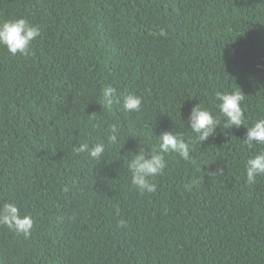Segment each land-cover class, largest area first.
I'll return each mask as SVG.
<instances>
[{"label":"trees","instance_id":"16d2710c","mask_svg":"<svg viewBox=\"0 0 264 264\" xmlns=\"http://www.w3.org/2000/svg\"><path fill=\"white\" fill-rule=\"evenodd\" d=\"M15 18L41 36L28 56L0 47V204L34 227L0 226V264H264V177L249 186L245 172L264 145L247 149L216 100L240 89L245 127L264 118V0H0V21ZM108 87L141 96V111L102 107ZM199 103L221 120L204 143L187 125ZM111 124L120 143L102 161L74 151ZM165 130L193 162L166 154L142 194L129 152Z\"/></svg>","mask_w":264,"mask_h":264},{"label":"clouds","instance_id":"9594fccd","mask_svg":"<svg viewBox=\"0 0 264 264\" xmlns=\"http://www.w3.org/2000/svg\"><path fill=\"white\" fill-rule=\"evenodd\" d=\"M41 36V28L30 23L26 18H15L0 21V47L7 50L12 56L17 54L28 56L32 53L33 42ZM245 95L239 89L233 92H217L216 100L220 115L224 117V126L227 129L235 126L246 129L243 144L249 150L255 149L258 145H264V118H259L245 127L246 116L242 108ZM114 102L121 103L126 113H139L142 109L143 99L134 93L118 96L116 89L105 88L103 99L100 102L102 107H110ZM184 123V122H183ZM187 125L191 132L196 135L200 143H204L209 137L215 136V130L221 125V120L214 116L209 110L195 105L188 116ZM153 135V130H152ZM121 129L117 124H111L105 140L98 143L82 142L79 146H73L77 153H85L88 157L98 162L102 161L108 146L120 143ZM157 146L155 148L138 144L135 153H131L127 167L131 175V184L140 193H150L155 195L158 185L156 177L163 175L167 167L165 155L176 153L182 159L193 162L190 155L191 148L185 141L183 134L173 130H165L156 136ZM246 183L252 186L258 182V177H264V150L254 151L245 162ZM222 168L210 170L211 175L222 174ZM198 182L193 180L185 185L189 191ZM67 191V189H65ZM120 226L126 227V221L121 220ZM0 226L9 231L28 238L34 227V220L28 213H22L20 206L14 202H4L0 204Z\"/></svg>","mask_w":264,"mask_h":264}]
</instances>
